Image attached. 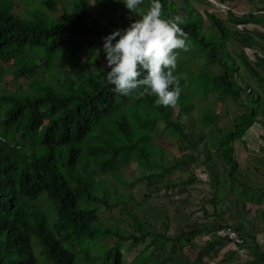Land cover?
<instances>
[{
	"label": "trees",
	"instance_id": "16d2710c",
	"mask_svg": "<svg viewBox=\"0 0 264 264\" xmlns=\"http://www.w3.org/2000/svg\"><path fill=\"white\" fill-rule=\"evenodd\" d=\"M65 2L59 7V0H0V264H210L227 261L230 253L240 261L249 255V260L242 261L245 264H264V244L257 235L264 229L252 220L219 213L214 225L216 220L209 215L200 227L189 223L168 237L146 227L137 211L126 205L132 196L128 186L145 179L150 184L189 159L199 160L188 148L198 150L200 141L193 142L185 128L187 116L192 126L197 124L192 114L195 107L200 127L206 128L210 138L201 150L209 178L219 190L238 183L240 193L232 186L230 190L246 205H257L248 191L256 194L262 192L261 187L251 188L248 180L241 179L246 176L234 156V142L246 143L243 137L255 123L264 130V99L261 92L236 79L240 64L228 49L232 31L225 17L206 10L211 20L207 27L201 12L190 8L187 0L185 5L163 0L166 17L179 14L184 18L181 27L190 45L186 51L177 50L179 99L175 105L163 106L155 104L153 95L125 96L105 79L108 69L102 37L139 18L151 0H144L141 12L134 13L120 0ZM91 3L99 8L98 16L93 15ZM228 21L246 25L244 31H237L243 41L253 29L247 25L255 28L259 38L251 42L259 48L254 51L255 63L244 52L239 56L264 92V74L256 68L264 70V29L258 27H264V13L238 16L229 11ZM201 55L207 71L205 82L199 85L189 63ZM180 56L187 57L181 60ZM89 65L96 71L87 69ZM209 96L217 106L227 96L250 109L222 130L215 125L219 108L211 100L207 103L211 107L196 104ZM173 143L182 154L174 155ZM130 167L140 176L131 179ZM196 180L195 174L190 175L189 182ZM120 204L131 231L100 220L102 209ZM255 212L264 219V206L258 205ZM229 221L244 241L235 244V249L213 252L216 242H230L216 233L217 226ZM199 234L211 237L196 247L194 239ZM127 242H146L128 263L123 249ZM168 243L171 247L166 250ZM193 245L198 250L195 257L184 253L186 246ZM183 253L184 261L179 259Z\"/></svg>",
	"mask_w": 264,
	"mask_h": 264
},
{
	"label": "rangeland",
	"instance_id": "374dc122",
	"mask_svg": "<svg viewBox=\"0 0 264 264\" xmlns=\"http://www.w3.org/2000/svg\"><path fill=\"white\" fill-rule=\"evenodd\" d=\"M233 3V9L236 15H243L249 14L251 12H259L264 13V0H231ZM177 3L180 5L186 3L185 0H176ZM188 3H193L192 0H187ZM23 3V2H21ZM66 4L65 0H59V7H62ZM92 4V12L94 16H98L99 8L95 3ZM185 5V4H184ZM23 4H21L22 8ZM201 7V6H200ZM22 16L25 15V11H21ZM59 16V13H56ZM184 15V14H182ZM196 15V14H194ZM120 17H123L119 15ZM117 16V18L119 17ZM119 17V18H120ZM206 17V16H205ZM206 21L204 20L205 26H210L211 20L206 17ZM226 20L228 26L230 27L232 34L227 42L229 51L234 55V58L237 60V63L240 64L238 71H236V79L237 81L243 85L247 86V84L255 89L260 93V97L264 99V92L259 88L257 81L252 77V75L248 72V69L241 63L239 54L244 52L245 56L251 61H256V57L254 51L259 49L258 46H254L251 44L253 40H259L258 36L254 32V27L251 25H247L250 29V34L247 37L248 40L243 41L240 38V34L237 33L236 24L237 22H229L228 15L224 18ZM259 28L264 29L263 26H258ZM209 30V28H208ZM235 31V33L233 32ZM211 33V32H210ZM216 36V35H215ZM220 37V34H219ZM209 39V38H208ZM213 39V38H210ZM200 44V43H199ZM206 49L203 48V52L205 54ZM187 56H180V59L183 60ZM83 60L87 58V55H83ZM205 56L201 55L199 59L193 60L189 63L191 70L194 74V81L199 85L202 84V81L205 82V73L207 71L206 67V60ZM182 65L187 64L182 62ZM255 65V64H254ZM258 70H260L264 74V70L260 66H256ZM87 69H91L96 71L93 65H89ZM205 89V87H201ZM218 95L217 93H215ZM213 96H209L206 98L205 101H197L196 104L202 103L204 108L211 107V104H207L208 102L214 103ZM197 100V98H194ZM217 98V96L215 97ZM217 106V105H216ZM217 108H219L221 114L217 118L215 125L222 130L229 129L232 125L233 121L239 119V116L242 115L244 111L250 109L246 103L239 104L234 101L231 97H223L221 98ZM198 107L194 108L192 114L196 117V125H193V120H190V117L187 116L186 118L189 119V122L185 123L187 133L193 142H199L198 150L193 149L192 147L188 148L189 154H193L199 160L192 161L191 159L187 160L186 164H184L181 168L173 170L168 175L166 174L165 177H161L153 181L152 183H148V180H142L141 182L138 181L134 186H128V189L131 190V199L129 203H126L129 210H136L138 216L141 217V220L145 222V226L149 227L151 230L155 231H162L168 237L176 236L178 233L183 231V228L186 224L189 223H196L198 227L202 224V218L207 220L209 218H214V225H217L218 218L217 215L221 213L223 216L236 214L239 217L245 218V215H253L254 211L257 210L258 205L264 206V163L260 162V158H264V150H262V146L264 147V130L260 123H255L249 130L246 132L243 138H246V143H242L241 141L234 142L235 152L234 156L239 161V170L240 172L246 176V179L241 178L243 181L248 180L249 187H261L262 192H258L253 194V191H248V194H251V197L255 200V204L252 205V202H249L248 205L244 203L240 196L236 193H240L242 187L238 184H230L229 188L232 189L233 187L237 188L235 192H232L228 188L224 189H216L217 184L209 178V174L206 172V166L201 163L204 160V157L201 155L202 148L205 145V142L209 141L210 138L207 136L206 128L200 127V121L198 120L197 114ZM209 109V108H208ZM200 119V117H199ZM239 121V120H237ZM263 135V136H262ZM170 148V147H169ZM174 155L182 154L179 152L177 148V144L173 143L170 148ZM202 150V151H201ZM201 151V152H200ZM259 157V158H257ZM172 159V157H170ZM263 160V159H262ZM170 162V160L168 159ZM222 162V161H221ZM169 164V163H168ZM167 164V165H168ZM222 164H225L222 162ZM224 167V165L222 166ZM128 175L131 176V179L137 178L140 176V173L136 171V168L130 167L127 170ZM195 174L197 177L196 181L189 182L190 175ZM182 182L176 184L177 186H170L168 187L165 185L168 183L169 185L172 183ZM186 183V184H185ZM102 183H99V186ZM159 186V188H157ZM232 186V188H231ZM223 191L225 194H223ZM108 193V190L107 192ZM216 194L219 196L216 197ZM236 194V195H235ZM109 195V194H107ZM249 197V196H248ZM132 203L136 205V208H133ZM248 206V207H247ZM122 204H120L117 208L112 207L108 208L105 207L101 210V217L100 220L106 224H112L114 228H120L124 231H131V223L127 215H123L120 211ZM247 207V208H246ZM204 211H206L204 213ZM109 215V216H108ZM263 219V218H262ZM148 222V223H147ZM259 225L263 223L261 226L264 229V219L259 220L257 222ZM259 234V235H258ZM258 239L261 243L264 244V231H258L257 233ZM210 234H202L197 235L194 239L196 247H200L203 243L210 239ZM146 242H140L136 244H130L127 242L123 247L124 253L126 255L125 262L128 263L133 257L138 254V251L142 250L145 246ZM131 245V246H130ZM171 244L168 243L166 245V250H169ZM193 246H186L185 247V254L192 255L193 257L196 256L198 250L196 252L193 249ZM235 244L231 242L215 243V249L212 250L215 252L216 249H221L222 251H227L228 249H235ZM150 252V250H148ZM180 253V252H179ZM182 253V252H181ZM183 253V254H184ZM180 255L179 259L184 261L186 259L185 254L184 256ZM230 258L227 256V261L218 262L213 261L210 264H245V262L249 260V255L241 256L240 259L235 257V254L230 253L228 254ZM237 255V254H236ZM162 256V255H161ZM238 259V260H237ZM223 260V259H222ZM174 261V260H171ZM151 262H146V264H150ZM167 264H171L168 262ZM180 264H185L180 262ZM189 264V263H186ZM202 264H209L208 262H204Z\"/></svg>",
	"mask_w": 264,
	"mask_h": 264
},
{
	"label": "clouds",
	"instance_id": "9594fccd",
	"mask_svg": "<svg viewBox=\"0 0 264 264\" xmlns=\"http://www.w3.org/2000/svg\"><path fill=\"white\" fill-rule=\"evenodd\" d=\"M207 1L212 5V12L218 17H222L218 12H225L227 15L229 11L235 13L233 6L228 4L231 0L228 3L221 0ZM120 2L132 13L141 12L144 4V0ZM194 8L201 12L206 21V12L200 11L197 3ZM184 23V18L179 14L174 17L165 16L163 0H151L147 10L141 12L139 18L127 27L116 28L102 37V50L108 69L106 82L125 96L136 93L141 96L153 95L157 105H175L181 94L180 77L175 72L179 55L177 50L186 51L190 46L188 33L181 27ZM201 220L203 222L205 218ZM226 226L234 228V224L229 221L228 224L223 223L222 227L217 226L216 233L218 229ZM225 238L233 244H238L228 237Z\"/></svg>",
	"mask_w": 264,
	"mask_h": 264
},
{
	"label": "crops",
	"instance_id": "0c3cea01",
	"mask_svg": "<svg viewBox=\"0 0 264 264\" xmlns=\"http://www.w3.org/2000/svg\"><path fill=\"white\" fill-rule=\"evenodd\" d=\"M192 1H193V3H188V6L190 8H192V7L194 8L195 7V3H197V5L199 6V10L200 11H202V12H205L206 10H208V12L209 11H212V7H211L212 5L207 0H192ZM221 1H224L225 3H228L229 2V0H221ZM228 4L231 5V6H233V3H231V2L228 3ZM217 14L219 16H222V17H226V15H227V13H225V12H218ZM244 217L246 219L245 218H242V217H239V218L240 219L247 220V221L252 220V223L254 225L259 226V227L263 226V223L262 224L260 223V225L257 223L259 220H262V218L259 215H257V213L255 211H254L253 215H251V216L245 215ZM258 231H262V230H258Z\"/></svg>",
	"mask_w": 264,
	"mask_h": 264
},
{
	"label": "built area",
	"instance_id": "2783aa9c",
	"mask_svg": "<svg viewBox=\"0 0 264 264\" xmlns=\"http://www.w3.org/2000/svg\"><path fill=\"white\" fill-rule=\"evenodd\" d=\"M237 30L239 32H242L245 30L246 25L242 22L236 24ZM218 235L228 237L235 243H242L244 241V238L232 227V226H226L223 228L218 229L217 231Z\"/></svg>",
	"mask_w": 264,
	"mask_h": 264
}]
</instances>
